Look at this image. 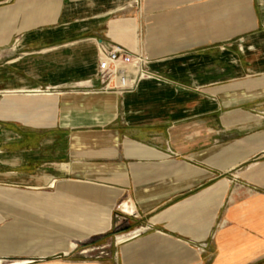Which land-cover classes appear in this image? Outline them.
Wrapping results in <instances>:
<instances>
[{
  "label": "crops",
  "instance_id": "obj_1",
  "mask_svg": "<svg viewBox=\"0 0 264 264\" xmlns=\"http://www.w3.org/2000/svg\"><path fill=\"white\" fill-rule=\"evenodd\" d=\"M134 1L0 0L2 264H264V0ZM99 40L153 76L103 90Z\"/></svg>",
  "mask_w": 264,
  "mask_h": 264
},
{
  "label": "built area",
  "instance_id": "obj_2",
  "mask_svg": "<svg viewBox=\"0 0 264 264\" xmlns=\"http://www.w3.org/2000/svg\"><path fill=\"white\" fill-rule=\"evenodd\" d=\"M139 28V36L143 35V31ZM101 44H99V71L98 76L102 82V89L105 91H126L135 89L140 80L144 78V76L151 77L152 73L148 71L147 64L148 59L144 53V50H138L136 52H132L128 50L126 47L112 42H106L104 40H100ZM136 63L142 66L141 74L137 80L134 81V85L128 84L129 76L132 75L129 72V69L123 68V65ZM119 82V83H118ZM235 179L239 177V175H234ZM222 223H219L218 226H222ZM138 233L129 236L133 237L138 235ZM208 244L201 243L199 250L202 252L207 251ZM100 255H109L110 253L107 251H100ZM12 264V263H11Z\"/></svg>",
  "mask_w": 264,
  "mask_h": 264
},
{
  "label": "rangeland",
  "instance_id": "obj_3",
  "mask_svg": "<svg viewBox=\"0 0 264 264\" xmlns=\"http://www.w3.org/2000/svg\"><path fill=\"white\" fill-rule=\"evenodd\" d=\"M138 5H140V7H141V9H143V0H135L133 3H132V5H131V7L132 6H138ZM130 7V8H131ZM127 10V9H126ZM19 38L17 37V38H15L14 40H13V45H14V48H17L16 47V45L19 43V40H18ZM97 48H98V52H99V45L97 44ZM2 60H5V57L3 56V55H1V57H0V62L2 61ZM148 76H144V78H147ZM46 90H50V88H46ZM243 166H241V167H238V168H236V170H234V171H236V172H232V174L231 173H228L227 175L228 176H230V179L233 181V185L234 186H236V185H240V183H242L241 181H243L240 177H238V178H236L235 179V177H234V175H239V173H238V171H240V169L242 168ZM240 176V175H239ZM235 190H230L229 191V195H228V197H227V199H226V202H225V204L223 205V210L225 211L226 209H227V207H228V205H229V202H230V199H231V197L230 196H232V193L234 192ZM237 191V190H236ZM4 199V195H0V199ZM117 212H116V219L118 220V221H120V224L118 225V226H116V228H121L122 229V227H123V229L124 230H119V231H117L116 233H115V235L113 236V239H111V241H113V242H111L110 243V247H108V250L110 249V250H113L112 252H115L116 250V248L115 247H112V246H114V243L117 241L118 242V237L119 236H121V235H125V234H129V233H131L132 231H134V230H136V229H138V228H140V227H142V225H145L144 223H146L147 221H148V218H145V217H138V218H136L135 216L136 215H133V216H129V215H126V214H124L123 212H121L120 210H119V207L117 206ZM224 211H223V213H222V216L220 217V220H219V222L220 223H222L223 222V219H224ZM218 222V223H219ZM210 242H212V240H209V241H207V242H205L206 244H208V246H207V249H209V246H210ZM100 245H102V244H100ZM200 245L201 244H198V246L197 247H200ZM97 247V246H96ZM80 248V247H79ZM79 250V249H78ZM92 253H99V251L98 250H96V251H94V252H92ZM204 254H206L205 252H204ZM207 255V254H206ZM2 263H3V261H2ZM1 263V264H2ZM205 264H209V260H205Z\"/></svg>",
  "mask_w": 264,
  "mask_h": 264
},
{
  "label": "bare ground",
  "instance_id": "obj_4",
  "mask_svg": "<svg viewBox=\"0 0 264 264\" xmlns=\"http://www.w3.org/2000/svg\"><path fill=\"white\" fill-rule=\"evenodd\" d=\"M99 44H101V41L99 40ZM123 68L125 69H129V72L131 71V69H135L136 71L138 70V64L136 63H132V64H127V65H123ZM131 76H129L130 78ZM131 80L133 81V78L131 77ZM119 83V82H118ZM132 82L128 80V84H131ZM121 212L125 213V214H129V215H132L136 212V206L134 204V202H129V201H125L123 202L122 204H120L119 206ZM102 216H105L102 214ZM66 220V219H65ZM64 220V221H65ZM56 224V223H55ZM104 223H100L99 222V225L95 226L96 228H100ZM92 229V228H91ZM96 230V229H95ZM100 230V229H99ZM50 232V231H49ZM127 238H124L122 239L120 242H124L126 241ZM27 262H30V261H16L15 263L16 264H22V263H27ZM2 263V260H0V264Z\"/></svg>",
  "mask_w": 264,
  "mask_h": 264
}]
</instances>
